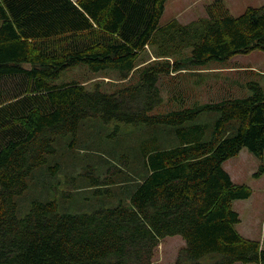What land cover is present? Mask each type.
I'll return each mask as SVG.
<instances>
[{"label": "trees", "instance_id": "trees-1", "mask_svg": "<svg viewBox=\"0 0 264 264\" xmlns=\"http://www.w3.org/2000/svg\"><path fill=\"white\" fill-rule=\"evenodd\" d=\"M165 1L0 0V263L159 264L160 239L179 235L174 264H264L259 241L235 228L232 201L251 189L223 168L242 148L262 158L264 89L250 81L248 96L180 95L154 112L162 78L264 51V4L234 16L213 0L204 16L160 24ZM78 64L119 83L55 82ZM90 119L145 125L138 177L123 175L118 195L94 178L100 201L88 212L51 198L20 204L36 169L57 170L54 143L73 147Z\"/></svg>", "mask_w": 264, "mask_h": 264}, {"label": "rangeland", "instance_id": "rangeland-1", "mask_svg": "<svg viewBox=\"0 0 264 264\" xmlns=\"http://www.w3.org/2000/svg\"><path fill=\"white\" fill-rule=\"evenodd\" d=\"M212 1L166 0L160 24L172 18L185 23L204 16L206 5ZM222 1L234 16L241 14L248 6L264 4V0ZM111 78H114L111 73L93 72L85 64H78L63 70L55 82L76 80L88 88L95 83L103 86L106 83H119ZM250 81L257 82L264 89V51L239 53L223 61L210 60L201 68L162 78L163 103L154 112L178 106L175 98L180 95L187 102L195 99L218 100L223 96H248L251 90L247 83ZM149 134L145 125L86 120L76 134L73 147L66 144L68 137L54 143L52 161L58 162L57 170L51 174L47 167L36 169L29 180L28 190L20 198V204H26L33 197L51 198L58 202L61 211L73 213L93 210L100 201V194L94 193L97 185L91 181L97 179L99 187H110L112 194L118 195L121 187H126L127 181L122 179L123 175H131L134 180L138 177L136 173L140 172V167L136 160L137 149L141 139ZM121 154L125 156L118 160ZM106 159L111 162L105 163ZM223 168L234 183L246 184L251 189L249 197L232 201V208L240 219L236 229L242 236L258 240L264 248V152L259 158L242 148L224 161ZM108 179L115 183L107 184L105 181ZM184 245L185 241L179 235L164 236L160 239L154 259L159 264H174L179 249Z\"/></svg>", "mask_w": 264, "mask_h": 264}, {"label": "crops", "instance_id": "crops-1", "mask_svg": "<svg viewBox=\"0 0 264 264\" xmlns=\"http://www.w3.org/2000/svg\"><path fill=\"white\" fill-rule=\"evenodd\" d=\"M239 222H240V220H239ZM239 222L237 223V224H239ZM236 224V225H237ZM236 225H235V228H236ZM237 231H238V229H236ZM239 232V231H238ZM159 246V245H158ZM158 248V247H157ZM156 262H158L157 260H156ZM235 264H237V263H235ZM254 264V263H253Z\"/></svg>", "mask_w": 264, "mask_h": 264}, {"label": "water", "instance_id": "water-1", "mask_svg": "<svg viewBox=\"0 0 264 264\" xmlns=\"http://www.w3.org/2000/svg\"><path fill=\"white\" fill-rule=\"evenodd\" d=\"M0 264H2V263H0Z\"/></svg>", "mask_w": 264, "mask_h": 264}]
</instances>
